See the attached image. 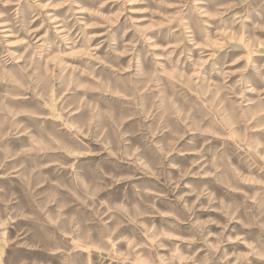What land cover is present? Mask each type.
I'll return each mask as SVG.
<instances>
[{
	"label": "rangeland",
	"instance_id": "rangeland-1",
	"mask_svg": "<svg viewBox=\"0 0 264 264\" xmlns=\"http://www.w3.org/2000/svg\"><path fill=\"white\" fill-rule=\"evenodd\" d=\"M0 264H264V0H0Z\"/></svg>",
	"mask_w": 264,
	"mask_h": 264
}]
</instances>
